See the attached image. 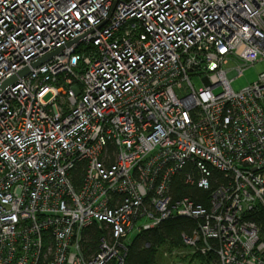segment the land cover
I'll return each mask as SVG.
<instances>
[{"label": "built area", "instance_id": "obj_1", "mask_svg": "<svg viewBox=\"0 0 264 264\" xmlns=\"http://www.w3.org/2000/svg\"><path fill=\"white\" fill-rule=\"evenodd\" d=\"M257 61L264 0H0V264H125L176 216L195 252L264 264V71L232 85ZM187 164L208 207L170 194Z\"/></svg>", "mask_w": 264, "mask_h": 264}, {"label": "trees", "instance_id": "obj_2", "mask_svg": "<svg viewBox=\"0 0 264 264\" xmlns=\"http://www.w3.org/2000/svg\"><path fill=\"white\" fill-rule=\"evenodd\" d=\"M84 166L85 163H81L78 165L77 169L73 171L72 178L76 181L77 184H80V180L84 174ZM191 173L192 175H196L197 171L195 166L192 164H187L185 169L175 175L171 182L170 194L173 197V200H180L185 197H189L193 199L196 203H201L203 206H209V195L211 189L206 190L200 187L197 183L189 184L185 181V174ZM190 174V175H191ZM212 177L211 178V188H214L217 183L225 182V174L219 170L212 169ZM257 215V213H255ZM259 222L264 221V211L259 210L257 218ZM197 220L192 218L184 217V216H176L169 219H166L161 222V224L150 231H145L140 234H136V236L132 239L128 244L127 256L125 259V264H158L156 262V252L161 245H177L181 248L186 247L184 245L183 236L192 235V232L195 228H197ZM101 232L98 230L97 226H93L91 229L85 231V241L88 247H90L93 251L97 249ZM205 260L211 261V259L217 258L215 254H201ZM191 258V257H190ZM188 259L189 263L193 262L194 259ZM198 260V259H197ZM201 264L202 261L199 259Z\"/></svg>", "mask_w": 264, "mask_h": 264}, {"label": "rangeland", "instance_id": "obj_3", "mask_svg": "<svg viewBox=\"0 0 264 264\" xmlns=\"http://www.w3.org/2000/svg\"><path fill=\"white\" fill-rule=\"evenodd\" d=\"M229 66H234V62L230 61ZM264 71V63L262 61L255 62L252 66L248 67L243 75L238 76L233 79L232 85L234 89L240 90L249 84L255 82L259 74ZM193 82L196 88L203 86V81L200 77L193 78ZM215 91H219V89H215ZM136 232L131 234V238L133 239L136 236ZM186 247L181 248L177 245H161L159 246L156 252V262L158 264H201L200 260L203 264H218L217 258L209 260H205L199 253L195 252L190 246L184 243ZM202 254V253H201ZM191 257V258H190ZM194 257V258H192ZM194 259L193 262L189 263L188 259ZM198 259V260H197Z\"/></svg>", "mask_w": 264, "mask_h": 264}, {"label": "water", "instance_id": "obj_4", "mask_svg": "<svg viewBox=\"0 0 264 264\" xmlns=\"http://www.w3.org/2000/svg\"><path fill=\"white\" fill-rule=\"evenodd\" d=\"M26 73H27V70L22 71V72L20 73V75L23 76V75H25ZM14 80H15V77H12V78L6 80V81L2 84V86H0V90L4 89L6 86L12 84V83L14 82Z\"/></svg>", "mask_w": 264, "mask_h": 264}]
</instances>
